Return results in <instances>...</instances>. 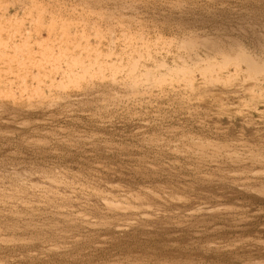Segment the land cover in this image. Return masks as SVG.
I'll use <instances>...</instances> for the list:
<instances>
[{
    "label": "rangeland",
    "instance_id": "rangeland-1",
    "mask_svg": "<svg viewBox=\"0 0 264 264\" xmlns=\"http://www.w3.org/2000/svg\"><path fill=\"white\" fill-rule=\"evenodd\" d=\"M0 264H264V0H0Z\"/></svg>",
    "mask_w": 264,
    "mask_h": 264
}]
</instances>
